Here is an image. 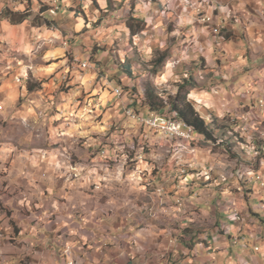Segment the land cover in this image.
<instances>
[{
    "label": "crops",
    "instance_id": "0c3cea01",
    "mask_svg": "<svg viewBox=\"0 0 264 264\" xmlns=\"http://www.w3.org/2000/svg\"><path fill=\"white\" fill-rule=\"evenodd\" d=\"M32 1L0 0V13L6 7L35 11ZM43 1L50 8L56 1L62 4L56 15L39 13L51 26H32L28 19L12 25L0 16V264H264V187L254 179L264 178V160L260 172L238 167L203 181L207 187H224L233 179L237 192L220 194L181 179L175 195L146 193L150 177L144 183L118 180L104 162L88 161L92 147L110 130H94V114L82 113L75 98L76 89L92 87L98 62L107 61L117 82L105 77L91 88L107 127L113 114L103 106L117 100L116 87L130 85L123 72L127 67L111 61L112 44L127 61L136 47L147 57L145 52L163 49L167 35L184 28L190 33L184 39V78L202 83L189 93L201 116L209 120L210 113L218 118L227 113L237 122L234 129L264 138V0H215L219 10L207 9L213 14L207 24L192 20L184 0H82L84 15L65 9L76 0ZM131 16L138 19L133 28L137 22L144 25L134 35L128 28ZM62 17L71 23L65 36L59 29L65 27ZM94 46L108 47L91 55L87 50ZM92 56L96 62L83 72L75 68ZM179 67L152 79L179 83ZM67 71L66 86L72 88L62 98L57 90ZM29 84L35 87L30 90ZM106 149L110 153L109 145ZM72 155L79 157L75 164L69 161ZM216 158L211 160L217 171L234 165ZM73 166L81 173L77 178L70 173ZM196 174L197 181L204 179ZM240 180L248 183V193ZM189 189L194 194L188 195ZM194 207L203 214L195 217ZM196 223L203 228L190 235L187 227Z\"/></svg>",
    "mask_w": 264,
    "mask_h": 264
},
{
    "label": "rangeland",
    "instance_id": "374dc122",
    "mask_svg": "<svg viewBox=\"0 0 264 264\" xmlns=\"http://www.w3.org/2000/svg\"><path fill=\"white\" fill-rule=\"evenodd\" d=\"M93 1L95 2L96 0ZM216 1L218 2L219 0ZM217 2H215V0H210V2H207L206 0H193V2L191 0H184V7L189 8V11H191V14L193 16L192 20H195L196 23L207 24L200 22L201 18L198 14L200 11L199 9L201 8L203 14H208L207 9L211 7L214 8L213 12L215 14L219 10V3ZM31 5L35 6V11H31L30 16L28 18V24L32 26H36L44 22V20L39 16V13L42 10L41 8H48L46 10L48 16H51V10L53 12H57L62 9V4H59V1H56L54 8H50L47 3H44L43 0H34L31 2ZM83 5L84 3L82 0H76L74 2L71 1L68 7H65V9H67V11H75L76 15H78V13L84 15L83 10L81 9ZM184 15L186 16L185 10ZM208 15L212 17V22L213 14ZM62 20L65 23H63L65 27H61L59 29L65 36L68 35L67 33L69 32L66 27V24L70 25L71 23L68 22V19L66 17H62ZM99 22L100 21H96V25H99ZM168 25L169 31H171L174 27L172 23ZM2 33L3 29H0V34ZM189 34L190 33L187 32V29L182 28L180 32H177L176 35H174V37L172 35H167V41L164 42L165 44L163 49L158 48V50H153V52L147 51L145 52L147 54V57H141V54H144V52H138L136 50V47V49L131 52L130 59L128 61L124 58L123 54H119L117 52L114 53V50L118 49L119 47L115 44H112V46L110 47L112 57L111 61L113 63H116V65L122 64V66L124 65L129 68L124 69L123 72L124 75L128 77L127 82H130V85L125 84L121 87L126 93L130 92V95L134 94L136 97V102L133 101V99L131 98L132 96L126 95L124 100H122L121 102V99L117 98L115 102L113 101L114 103L112 105H104L103 107H105V109L103 108V111L105 113L110 112L111 114H113V119L112 121L110 120L108 122L107 127H104V123L100 122L103 114L100 115L101 113L97 111L96 104H98V96L92 95L95 89L91 88H97V86L101 84L102 79L105 77H108L107 79L109 81L113 80L117 82V78H115V76L117 77V74H115L114 71L108 70V68H110V64H107V61L104 65L101 61L98 62V65L96 66V68H98L96 69L97 74L92 79L91 83L92 87L90 88L89 86L86 89L79 88L75 90L76 92H78V94L75 95L77 104L76 106H78V109L82 107V113L87 112L89 114H94L95 116H93L94 122L92 124L94 130H97L99 126H101L100 128L103 131L106 128H108V131L110 130V133L103 137L104 140L98 146H94V148L92 147L93 153H88V156L90 158L88 161L93 162V165L97 162H104L107 168H109L110 170L112 169V172L114 174L112 176H114L118 180L131 178L133 180H140L142 183H144L150 177L151 183L149 184V186L146 187V193L154 192L158 195L163 193L175 195V192L177 191V186L181 179H183L184 182H190L191 185L193 182H198L199 184L196 186V188H204L207 187L205 186L206 184L204 182L213 181L215 178H220V176H222L223 174L229 173L228 171L236 169L238 167H251L254 170L260 172L262 167V161L264 160V155H258L256 157L253 156L255 145L258 144L259 141H264V138L255 132L242 133L240 130L234 129V127H231L233 128V131H231L229 128L231 126L230 122H233L234 119H231L227 115V113H225L223 118H218V121H216L218 124L225 126L224 129L213 131L216 140H207L205 137H199L196 133H193V135L189 139L184 137H177V135H168L165 133V131L162 133V128H152V126L149 125L151 127L150 128L143 125L140 121L130 120L132 121L130 122L126 119L124 110L128 107H131L134 111L142 113L144 115H148L150 113H165V110L159 112H149L146 108L140 106L141 104L138 102V98L143 95L145 84L147 82L151 83L154 88L159 92V94H163L162 96L165 99L168 93L174 95L177 92H171L175 91L176 88L174 87H177L178 84L175 83L173 80H169L168 84L162 83V76L158 77L156 81L154 80L158 75H162V73H166V75L170 74L173 70H176L177 66H180V73H182V75L179 77V80L182 81L184 79V39L187 38ZM124 43L126 44L127 41H125ZM124 43L121 46H123ZM107 47L108 46H94L91 47L92 50L87 51H90V53L92 52L91 55H93L94 53H97L98 49L104 50L107 49ZM162 55H166L164 61L159 65L157 63L155 64V61L158 58L162 57ZM121 58L125 60V64L121 63ZM90 60L91 61L89 62H96L94 56H92ZM127 62L130 63L129 67L127 66ZM131 65L134 66L133 69L131 68ZM100 66H102L103 68ZM75 68L78 69L79 72H83L84 70L80 67ZM189 68H191L190 65H188V69ZM121 70L119 69L118 71ZM142 74H145V76L143 77ZM30 75L28 74L27 78H30ZM152 77L154 80L152 79ZM68 80L69 79H67V81ZM194 81L195 84L191 89L202 85V83L199 84L196 79H194ZM200 82H202V80H200ZM31 84L37 85L39 83L37 82ZM70 88H72V86H66L65 82L64 85H60L59 89L57 90V94L60 95L62 98L63 96H68L69 93H71ZM188 99L191 100L189 98V95ZM85 104L87 105L86 108H84ZM117 104L118 107L114 109L115 105ZM194 106L199 112L200 109L198 108V105L194 103ZM171 115H174L178 120H181L177 117L175 113H171ZM115 116L119 119L114 118ZM114 119L116 120L114 121ZM184 123L188 127H190L192 131H194L192 126L188 125L186 122ZM0 124L2 125V122H0ZM81 139L83 140L84 137H81ZM238 140H243L244 143H237ZM78 144L82 145L83 141H79ZM108 145L110 147V153H108L106 149ZM105 152H107V155L105 154ZM197 154H199V160L196 159ZM214 154H218L219 157L216 158ZM203 155L206 160L200 161ZM96 157L99 158V160L96 159ZM222 157L228 162H233L234 165L232 164L233 166H229L227 168L225 167L221 169V171H217L215 166L212 167L214 165V162L211 160V158H216L217 161L222 162V160H220V158ZM78 160L79 157L77 155H72V157L70 156L69 161L75 164V161ZM196 160L199 162H203V165H192L191 163H196ZM207 165H209V167ZM215 170L217 172H214ZM246 171L247 170H245V172ZM115 172H117V175L115 174ZM198 172L204 176V179L197 181L196 173ZM70 173L72 174L73 178H77V176L81 174L79 173L77 166H73L72 168H70ZM230 181L231 182H229V184L224 187L216 185L207 188H214L220 194L225 193V191L227 190H229V192H237L236 185L233 184L234 180L232 179ZM101 182H103V178L101 181H99V184ZM247 185L248 183L246 181H239V187L242 188V191L245 194L249 192V189H247ZM95 188H99V186H95ZM195 190L189 189L188 191H186V193L188 195H191L194 194ZM158 204L163 205V203L159 202ZM190 212L194 213L193 215L195 217H198L203 214L199 210V208L195 207ZM202 228L203 227L201 226V223H196V225L190 224L189 227H187V230L190 231L191 235L193 232H195L196 229L201 230Z\"/></svg>",
    "mask_w": 264,
    "mask_h": 264
},
{
    "label": "trees",
    "instance_id": "16d2710c",
    "mask_svg": "<svg viewBox=\"0 0 264 264\" xmlns=\"http://www.w3.org/2000/svg\"><path fill=\"white\" fill-rule=\"evenodd\" d=\"M41 9V12H44L48 8ZM0 16L6 18L12 25H17L27 20L30 16V12L12 11L8 7H6L0 13ZM134 21H138V19H135L132 16L128 20V28L130 29L132 35L144 28V25L140 27L138 22L136 23V28H133ZM44 23L48 26H51V24L47 20H44ZM41 24L42 23H40V25ZM165 58L166 55H162V57L158 58L155 61V64H161ZM194 84L195 81L192 76L184 78L181 82L177 84V92L174 95L168 93L165 99L162 96L163 94H159V92L154 88V86L151 83L147 82L145 84L144 93L140 98H138V102L141 104V107L146 108L149 112H159L165 110V113H162V115L175 113L179 119L192 126L194 132L197 135L205 137L207 140H216L213 131L224 129L225 126H222L216 122L218 121V117H216L213 113H210V120H206L196 110L193 101L188 99V95ZM34 87L35 86H32L31 84L28 85V89L30 90H32ZM131 95L133 101L136 102L135 95ZM230 124L231 126L229 128L231 131H233V128L231 127H236L237 122L233 121L230 122ZM237 143H244V141L238 140ZM258 155H264V141H259L258 144L255 145L253 156L256 157ZM262 223H264V221Z\"/></svg>",
    "mask_w": 264,
    "mask_h": 264
},
{
    "label": "built area",
    "instance_id": "2783aa9c",
    "mask_svg": "<svg viewBox=\"0 0 264 264\" xmlns=\"http://www.w3.org/2000/svg\"><path fill=\"white\" fill-rule=\"evenodd\" d=\"M199 15H200V22L202 23H209L212 20V17L208 14H203L201 11V8L199 9ZM203 14V15H202ZM79 67L82 69H86L89 66V61H82L79 63ZM69 71H67L64 75L61 76L62 82H67V79H69ZM22 79L20 77L16 78ZM114 95L118 99H123L124 96H126V92L121 86L116 87L114 90ZM122 101V100H121ZM260 104H262V101H260ZM125 117L129 120H136L142 122L143 125H151L152 128H162V133L164 131H173L177 134H185V135H193L195 133L192 130H189L187 126L183 125L174 115L171 114H159V113H150L148 115H144L142 113H138L134 111L131 107H128L124 110ZM184 172V171H183ZM256 182H259L260 184H263L264 187V178L263 176L255 177L254 178ZM65 253H70L69 249L67 248L65 250Z\"/></svg>",
    "mask_w": 264,
    "mask_h": 264
},
{
    "label": "bare ground",
    "instance_id": "6f19581e",
    "mask_svg": "<svg viewBox=\"0 0 264 264\" xmlns=\"http://www.w3.org/2000/svg\"><path fill=\"white\" fill-rule=\"evenodd\" d=\"M51 13L52 14H56V12H53L52 10H51ZM183 125H185V126H187L185 123H184V121H181V120H179ZM142 123V122H141ZM145 126H147V127H150L149 125H145ZM188 127V126H187ZM151 128V127H150ZM188 129L189 130H192L190 127H188ZM165 133L166 134H171V135H177V137H184V138H187V139H189L192 135H185V134H177V133H174L173 131H165ZM239 218V217H238Z\"/></svg>",
    "mask_w": 264,
    "mask_h": 264
}]
</instances>
